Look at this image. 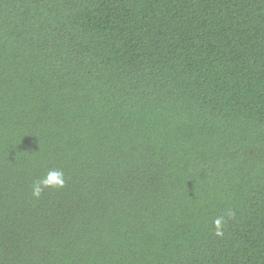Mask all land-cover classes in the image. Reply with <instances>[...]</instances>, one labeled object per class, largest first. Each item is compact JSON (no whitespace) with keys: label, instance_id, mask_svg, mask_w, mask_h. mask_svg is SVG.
<instances>
[{"label":"trees","instance_id":"trees-1","mask_svg":"<svg viewBox=\"0 0 264 264\" xmlns=\"http://www.w3.org/2000/svg\"><path fill=\"white\" fill-rule=\"evenodd\" d=\"M0 264H264V0H0Z\"/></svg>","mask_w":264,"mask_h":264},{"label":"clouds","instance_id":"clouds-1","mask_svg":"<svg viewBox=\"0 0 264 264\" xmlns=\"http://www.w3.org/2000/svg\"><path fill=\"white\" fill-rule=\"evenodd\" d=\"M65 183L64 174L60 171H50L47 176L38 181L36 184L33 185V195L35 197H39L41 192L43 191V188L45 187H63ZM232 213L229 212V216H231ZM213 224L215 226V233L217 236H222L223 231L222 227L224 224V218L218 217L213 221Z\"/></svg>","mask_w":264,"mask_h":264}]
</instances>
